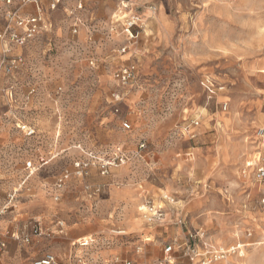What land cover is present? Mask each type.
I'll list each match as a JSON object with an SVG mask.
<instances>
[{"label": "rangeland", "instance_id": "rangeland-1", "mask_svg": "<svg viewBox=\"0 0 264 264\" xmlns=\"http://www.w3.org/2000/svg\"><path fill=\"white\" fill-rule=\"evenodd\" d=\"M50 2V26L12 46L8 58L23 63L0 71V264L47 253L64 264H199L178 250L198 231L206 256L246 247L243 260L213 264H264V0ZM10 11L37 13L0 0V30ZM132 65L123 86L116 73ZM147 202L163 221H149ZM24 233L30 242L13 238Z\"/></svg>", "mask_w": 264, "mask_h": 264}, {"label": "built area", "instance_id": "built-area-1", "mask_svg": "<svg viewBox=\"0 0 264 264\" xmlns=\"http://www.w3.org/2000/svg\"><path fill=\"white\" fill-rule=\"evenodd\" d=\"M7 5L11 4L13 0H3ZM65 0H51V10L57 9L59 5L62 4ZM123 4V8L128 10L133 2L132 0H120ZM24 5L32 4L36 6L37 13L35 15L21 16L18 11H10L7 15L6 26L0 30V43L3 45V51L0 53V71L2 68L8 73H11L15 68L23 63L22 56H16L13 59H9L8 55L10 53L11 47H25L28 43L36 38L44 29L48 28L49 22H47L45 14L43 12V4L41 0H22ZM141 20L136 15L129 19L126 27V33L130 39V41H134L137 38V34L133 32L135 25H137ZM126 48L122 49V52H125ZM9 62H8V61ZM8 62V63H6ZM136 68L134 65L124 67L116 73V80L119 81L123 86H128L133 81L136 80ZM205 85V84H203ZM208 89L213 91L214 84L211 81H208ZM115 101L119 102L122 100L121 95H114ZM123 127L126 129H132L131 125L128 122H124ZM34 133L31 130L32 135ZM29 135V136H30ZM259 137H264V128L259 131ZM140 148L144 149L145 145L140 144ZM31 167L30 164H28ZM107 170L104 171V173ZM68 171L64 173L62 178L59 180V183H62L68 177ZM255 178L260 183L263 188V199L262 205L264 206V164L259 166L255 172ZM14 194H8L6 198L7 205L4 206L3 210H1V214L8 212L10 209L14 208ZM148 211L146 212L147 217L151 223H158L165 219L163 207L159 206L158 208L150 202H147L144 206ZM180 223L182 221L180 220ZM30 231L32 235L42 236L45 235L44 230L40 223L33 222L30 226ZM23 236V237H22ZM22 237L26 242H30V238L28 235L22 234L19 236L13 235V238L19 240ZM206 233L203 231H198L194 233L188 234L186 240L179 244L178 250H182L186 252V255L191 256L192 258L198 257L199 264H213L216 262H221L227 260L229 257L236 256L238 258H244L246 251L245 246L242 245H234L230 246L227 249H219V251H214L211 255L206 256V254L200 253V246L207 247L205 243ZM89 244V243H88ZM82 247H87L85 244H81ZM6 248V243L0 238V253ZM167 255L175 253L174 245H169L165 248L164 251ZM32 264H64L58 256L53 253L44 254V256L37 258L33 261ZM106 264H133L132 261L128 259H115L107 262Z\"/></svg>", "mask_w": 264, "mask_h": 264}, {"label": "crops", "instance_id": "crops-1", "mask_svg": "<svg viewBox=\"0 0 264 264\" xmlns=\"http://www.w3.org/2000/svg\"><path fill=\"white\" fill-rule=\"evenodd\" d=\"M170 202H171L172 204H174L175 201L170 200ZM12 209H13V208H12ZM90 244H91V243L89 242V245H90ZM240 245H242V244H240ZM87 246H88V245H87ZM242 246H245V245H242ZM85 248H86V247H85ZM245 251H247V250H246V247H245ZM165 254H166V253H165ZM166 256H169V255L166 254ZM245 256H246V254H245ZM244 258H245V257H244ZM244 258H239V259H240V260H243Z\"/></svg>", "mask_w": 264, "mask_h": 264}, {"label": "bare ground", "instance_id": "bare-ground-1", "mask_svg": "<svg viewBox=\"0 0 264 264\" xmlns=\"http://www.w3.org/2000/svg\"><path fill=\"white\" fill-rule=\"evenodd\" d=\"M244 262V261H243ZM249 264V263H248Z\"/></svg>", "mask_w": 264, "mask_h": 264}]
</instances>
